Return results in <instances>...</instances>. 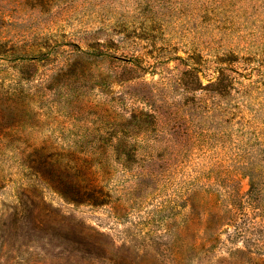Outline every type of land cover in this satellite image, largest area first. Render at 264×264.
<instances>
[{
	"label": "rangeland",
	"instance_id": "374dc122",
	"mask_svg": "<svg viewBox=\"0 0 264 264\" xmlns=\"http://www.w3.org/2000/svg\"><path fill=\"white\" fill-rule=\"evenodd\" d=\"M177 250L264 264V0H0V264Z\"/></svg>",
	"mask_w": 264,
	"mask_h": 264
},
{
	"label": "trees",
	"instance_id": "16d2710c",
	"mask_svg": "<svg viewBox=\"0 0 264 264\" xmlns=\"http://www.w3.org/2000/svg\"><path fill=\"white\" fill-rule=\"evenodd\" d=\"M101 53L105 54L106 52L103 49H100ZM117 77L121 78L120 75H117ZM76 191V201L81 202V200H88L91 205H99L105 200V195L102 193V191L96 189V187H93L92 185H83V183H77V189ZM228 216V217H226ZM229 220L228 222L233 225L234 219L232 215H225L224 213H221V211H217L212 214V216L209 218V224L219 225L221 222ZM210 242L214 241L217 239V237L210 236L207 238ZM233 260H230L229 263H231ZM168 264H181V256L179 251L177 250L176 252L173 253L172 259L168 262Z\"/></svg>",
	"mask_w": 264,
	"mask_h": 264
}]
</instances>
